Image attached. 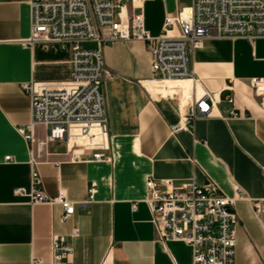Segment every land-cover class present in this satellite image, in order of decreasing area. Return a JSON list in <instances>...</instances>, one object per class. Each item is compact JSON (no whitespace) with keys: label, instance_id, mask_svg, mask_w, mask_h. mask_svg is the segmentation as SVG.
I'll return each instance as SVG.
<instances>
[{"label":"crops","instance_id":"0c3cea01","mask_svg":"<svg viewBox=\"0 0 264 264\" xmlns=\"http://www.w3.org/2000/svg\"><path fill=\"white\" fill-rule=\"evenodd\" d=\"M120 1L127 13L136 10L131 0ZM188 3L135 0L150 35L162 31L166 14ZM30 21V0H0V264H52V235L70 237L74 226L78 235L69 238L73 254L66 264H100L107 253L112 264H192L189 244L158 237L145 202L148 176L169 180V187L210 179L227 196L240 189L233 264H264V211L255 216L250 203L264 201V116L248 83L264 77V37H213L211 29L203 46L190 53L193 85L153 73L143 40L106 43L103 57L112 75L101 91L110 144L104 153L111 161H71L64 141L44 142L43 127H34L33 142L17 131L30 121V99L21 84L70 78L67 48L21 43L30 36ZM201 89L216 96L217 113L173 131ZM231 108L246 115L230 116ZM32 162L46 192L63 190L74 203L67 220H61L58 203L31 204L14 194L15 187H30ZM94 179L93 201L81 205Z\"/></svg>","mask_w":264,"mask_h":264},{"label":"built area","instance_id":"2783aa9c","mask_svg":"<svg viewBox=\"0 0 264 264\" xmlns=\"http://www.w3.org/2000/svg\"><path fill=\"white\" fill-rule=\"evenodd\" d=\"M127 13L120 0H30V36L23 45L35 42H56L70 51V78L67 81H28L21 87L30 99V121L17 127L24 138L33 142L34 127L44 128V142H65L71 161H111L105 154L109 135L105 99L101 85L112 73L105 65L103 47L118 40H143L150 52L153 73L163 79H185L197 83L190 64V53L201 47L204 40L213 37H243L253 40L264 37V0H189L174 14H166L162 31L150 35L144 27L140 4ZM92 42L93 47L84 46ZM258 98L264 116V77L248 80ZM233 102V99H229ZM217 98L208 90L194 91L191 110L184 115L182 125L173 131L192 127L197 117H212L217 113ZM229 115L238 117L245 112L231 108ZM88 155V157H86ZM5 160H11L6 155ZM97 180L87 186L86 199L93 201ZM170 181L148 176L145 180V202L151 210V221L161 240H176L192 248V264H233L238 220L234 202L243 192L225 195L210 179L203 183L190 180L169 187ZM14 194L26 197L31 204L62 207L61 220L74 213V203L65 191L49 194L41 187L35 163L31 167L29 188L18 186ZM255 216L264 211V201L250 200ZM135 203L132 205L135 208ZM78 235L71 229L70 237ZM70 237L52 235V264H66L73 254ZM39 261L34 259L33 263ZM100 264H112L108 253Z\"/></svg>","mask_w":264,"mask_h":264},{"label":"bare ground","instance_id":"6f19581e","mask_svg":"<svg viewBox=\"0 0 264 264\" xmlns=\"http://www.w3.org/2000/svg\"><path fill=\"white\" fill-rule=\"evenodd\" d=\"M204 43V42H203ZM202 46H203V44H202ZM201 46V47H202ZM201 47H199V48H201ZM170 80H177V81H181V80H185V79H170Z\"/></svg>","mask_w":264,"mask_h":264}]
</instances>
